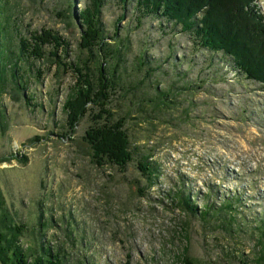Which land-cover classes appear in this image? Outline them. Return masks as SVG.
Segmentation results:
<instances>
[{
    "label": "rangeland",
    "instance_id": "obj_1",
    "mask_svg": "<svg viewBox=\"0 0 264 264\" xmlns=\"http://www.w3.org/2000/svg\"><path fill=\"white\" fill-rule=\"evenodd\" d=\"M86 5L87 0H11V25H17L11 36L17 42L18 31L52 29L69 42L68 62H86L81 26L73 15L68 18V11L81 13ZM255 5L264 14V0ZM101 14L107 37L129 50L124 89L118 84L111 107L127 117L132 141L143 148L125 170L98 165L86 138L92 117L88 113L71 132L63 108L78 73L58 68L52 58L20 61L31 68L24 76L34 100L12 85L0 98V186L12 215L27 227L23 247L33 252L46 239L66 250L70 264H182L184 248L192 258L222 264H241L234 256H257L262 244L255 226L264 218L261 83L237 74L229 56L210 52L164 18L139 22L135 7L120 0H107ZM150 67L155 70L147 78ZM157 80L159 89L174 85L170 108L141 101L155 95ZM141 154L152 155L157 168L151 186L138 166ZM183 187L194 215L173 201ZM235 195L241 200L235 214L243 222L239 227L235 221L233 233L228 221L221 224L225 211L220 217L204 212L210 202L219 206Z\"/></svg>",
    "mask_w": 264,
    "mask_h": 264
},
{
    "label": "trees",
    "instance_id": "obj_2",
    "mask_svg": "<svg viewBox=\"0 0 264 264\" xmlns=\"http://www.w3.org/2000/svg\"><path fill=\"white\" fill-rule=\"evenodd\" d=\"M120 1L135 7L139 22L144 17L152 16L180 25L182 30L190 33L194 41L202 47L212 53L229 56L237 74L260 82L261 87L264 88V14L259 6L255 5V0ZM10 2L11 0H0V98L4 97L9 85H12L22 90V95L28 98V102L34 100L30 93L26 94L28 79L24 76V72L31 68L20 66L21 62L27 65L31 64L32 60L52 58V63L58 68L64 66L65 69L76 71L77 83L63 106L64 111L69 115L70 130L74 132V127L89 113L94 125L90 126L86 138L93 160L98 165H117L125 170L134 160L135 154L140 153V148L143 147L134 144L136 141H132L126 127L127 117L117 116L111 107L112 101L118 94V84L120 89H124L122 69L127 65L126 58L129 50L122 41H117L115 37L108 38L102 26L101 13L107 0H87V5L81 13L72 14L68 11V18L74 16L81 26L80 46L89 51V60L80 61L78 64L76 61L68 62L69 42L52 29L33 30L29 31L28 35H22L18 31V41H14L11 35L12 30L17 31V25L14 23L11 25L13 16L12 9H8ZM15 56H17L16 60ZM144 57L145 55L142 59ZM146 63L147 60H144L145 65ZM154 70L150 67L146 73L147 78H150ZM37 72L42 74L40 69ZM140 83L139 80L136 86L130 87L137 88ZM150 85L153 86L152 83ZM159 85L160 81L157 80L155 95L148 98L142 96L141 101L149 102V105L159 110L170 108L172 102L176 103L173 98L175 97L174 85L165 86L162 89H159ZM177 90L183 89L177 87ZM3 114L0 109V119L3 118ZM34 139L40 141L45 140V137L36 135ZM150 158L152 155L141 154L138 166L151 180V186L154 176H157V168L155 163L149 160ZM141 193L143 194L144 191ZM237 200L238 196L235 195L223 198L219 206L210 202L204 213L207 216L214 214L220 217L223 215L222 210L225 211L221 224L228 221V227L234 233L235 221L239 227L243 222L239 218L242 215L235 214L237 210L235 206L241 201ZM173 201H176L177 207L183 211L193 215L196 213L195 208L190 206V195L185 187L174 194ZM26 228L25 224L19 223L12 215L0 186V264H70L66 250L61 246L53 247L46 239L33 252L23 247L22 239ZM255 229L260 233L261 250L252 259L234 256L241 264H262L264 261V218L258 220ZM41 231L39 229V232ZM180 257L182 264H222L217 261H201L192 258L186 254L185 248L180 253ZM224 262V264H230L227 259H224Z\"/></svg>",
    "mask_w": 264,
    "mask_h": 264
}]
</instances>
